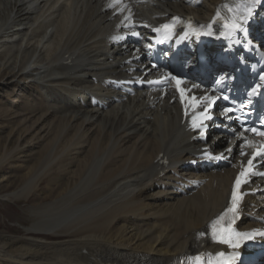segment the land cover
Wrapping results in <instances>:
<instances>
[{"label": "bare ground", "instance_id": "1", "mask_svg": "<svg viewBox=\"0 0 264 264\" xmlns=\"http://www.w3.org/2000/svg\"><path fill=\"white\" fill-rule=\"evenodd\" d=\"M224 1L147 0L125 16L105 10L110 0H0V120L16 137L9 150L0 144V163L22 161L26 170L2 198H30L47 177L46 191L59 188L30 207L25 233L0 232V264H178L218 248L208 235L236 171L181 169L200 151L178 102L169 96L152 106L141 92L119 103L126 96L94 78H121L131 66L123 61L138 54L134 47H112L124 28L174 14L207 22ZM133 62L142 66L145 56ZM91 94L104 106H89ZM164 158L170 164L159 169ZM184 176L203 184L183 196ZM246 190L241 229L259 225L251 215L264 217V186Z\"/></svg>", "mask_w": 264, "mask_h": 264}, {"label": "rangeland", "instance_id": "2", "mask_svg": "<svg viewBox=\"0 0 264 264\" xmlns=\"http://www.w3.org/2000/svg\"><path fill=\"white\" fill-rule=\"evenodd\" d=\"M20 92L22 91L18 88L14 93L13 99H15L20 94ZM0 99H2V96H0ZM5 104H7V102H5ZM1 125L6 127L3 128L4 131L2 132V135H0V138L2 140L0 141V144L6 145L7 149L9 150V148L15 144L16 137L9 135L8 132L10 131V125L6 119L0 120V126ZM4 141L5 143H3ZM26 143L27 142L25 140L22 145H25ZM1 154L2 153L0 151V159ZM33 160L35 161V157L32 158V161L29 164H31ZM3 163H0V232L21 235L25 233L23 231V227L29 225L32 221L30 216V207L42 202L51 201L55 196H57V190L59 188H57L55 191H46V184L49 178H52L47 177L42 181L41 186L37 189V191L34 192V195H32L30 198L17 201L4 200L2 197L5 194L10 193L21 185L22 176L26 172V170H24L22 167V165L24 164V162L22 161L20 162L14 161L13 159H8ZM4 176H6L8 179L2 180Z\"/></svg>", "mask_w": 264, "mask_h": 264}, {"label": "snow or ice", "instance_id": "3", "mask_svg": "<svg viewBox=\"0 0 264 264\" xmlns=\"http://www.w3.org/2000/svg\"><path fill=\"white\" fill-rule=\"evenodd\" d=\"M164 27H168V26L165 25ZM173 79H175V77H173ZM177 83L179 84V81H177ZM194 126H195V125H194ZM258 134H260V135H264V133H258ZM251 163H252V161L250 160V161H249V165H251ZM241 175H244V173H242ZM240 183H241V181H240V178L238 177V178H237V186H239ZM236 202H237V194H236V191H235V189H234V191H233V205H234V206H235ZM229 211H232V209H229ZM214 223H215V222H214ZM235 235L238 237V239H237L235 242H233V240H232L231 237H229V236L222 237V238H221V242H223V243H227V244H229L231 247H239V239L249 238L247 234H239V233H237V234H235ZM220 255L222 256L223 253H221Z\"/></svg>", "mask_w": 264, "mask_h": 264}]
</instances>
